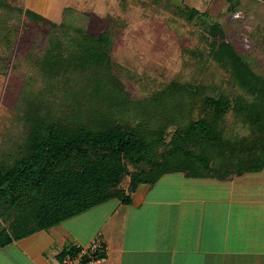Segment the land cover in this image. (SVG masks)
Instances as JSON below:
<instances>
[{
	"label": "trees",
	"instance_id": "obj_1",
	"mask_svg": "<svg viewBox=\"0 0 264 264\" xmlns=\"http://www.w3.org/2000/svg\"><path fill=\"white\" fill-rule=\"evenodd\" d=\"M228 1L233 10L241 3ZM182 16L194 21L200 12L188 7ZM83 18L68 8L62 23L51 22L49 46L32 63L44 86L30 89L38 84L31 75L22 136L0 157V247L108 200L129 204L140 185L166 173L227 180L264 169V68L245 59L220 23L205 31L214 40L209 54L231 71L230 88L205 94L172 81L134 100L113 73V35L89 34ZM34 20L47 19L0 0V74Z\"/></svg>",
	"mask_w": 264,
	"mask_h": 264
},
{
	"label": "rangeland",
	"instance_id": "obj_2",
	"mask_svg": "<svg viewBox=\"0 0 264 264\" xmlns=\"http://www.w3.org/2000/svg\"><path fill=\"white\" fill-rule=\"evenodd\" d=\"M19 3L22 7L25 4ZM50 4L51 21L62 23L66 13L62 18L63 8L75 7L87 13L88 19L83 18L87 24L81 23L89 34L113 35V73L134 100L146 98L172 81L202 86L205 94L230 88V69L209 54L214 40L205 29L215 22L221 24L229 40L255 69L264 68V0H241L237 10L230 8L228 0H50ZM188 7L197 9L200 17L185 19L182 14ZM74 13L70 15L74 17ZM51 21L24 23L20 30L23 36L16 42L17 54L11 58L10 68L0 74V157L22 136L27 91L44 86L32 63L49 46ZM31 75L38 78V84L32 83L29 89ZM243 182L247 186L241 184L238 193L264 194V171ZM128 185L129 177L121 186L126 189ZM260 227L264 235V225ZM6 228L0 219V233ZM7 260L11 263L9 256Z\"/></svg>",
	"mask_w": 264,
	"mask_h": 264
},
{
	"label": "crops",
	"instance_id": "obj_3",
	"mask_svg": "<svg viewBox=\"0 0 264 264\" xmlns=\"http://www.w3.org/2000/svg\"><path fill=\"white\" fill-rule=\"evenodd\" d=\"M6 1L51 21L50 0ZM259 172L227 180L166 173L140 185L129 204L111 199L0 247V264H62L61 252L100 233L108 248L100 264H264V194L238 193Z\"/></svg>",
	"mask_w": 264,
	"mask_h": 264
},
{
	"label": "built area",
	"instance_id": "obj_4",
	"mask_svg": "<svg viewBox=\"0 0 264 264\" xmlns=\"http://www.w3.org/2000/svg\"><path fill=\"white\" fill-rule=\"evenodd\" d=\"M77 250L68 253L62 264H100L108 258V248L100 233L87 245H76Z\"/></svg>",
	"mask_w": 264,
	"mask_h": 264
}]
</instances>
